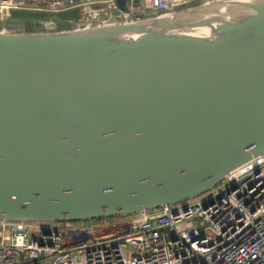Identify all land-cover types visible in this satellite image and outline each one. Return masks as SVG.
Here are the masks:
<instances>
[{
	"label": "water",
	"instance_id": "95a60500",
	"mask_svg": "<svg viewBox=\"0 0 264 264\" xmlns=\"http://www.w3.org/2000/svg\"><path fill=\"white\" fill-rule=\"evenodd\" d=\"M167 1L68 30L0 18V220L184 210L264 156V0ZM106 26L124 33L73 38Z\"/></svg>",
	"mask_w": 264,
	"mask_h": 264
},
{
	"label": "built area",
	"instance_id": "2783aa9c",
	"mask_svg": "<svg viewBox=\"0 0 264 264\" xmlns=\"http://www.w3.org/2000/svg\"><path fill=\"white\" fill-rule=\"evenodd\" d=\"M167 8V0H141L137 7L129 2L124 11L115 0H0L6 14L12 9L50 15L77 10L79 19ZM238 169L187 201L184 210L164 205L127 216L58 223L0 220V264H264V156Z\"/></svg>",
	"mask_w": 264,
	"mask_h": 264
},
{
	"label": "crops",
	"instance_id": "0c3cea01",
	"mask_svg": "<svg viewBox=\"0 0 264 264\" xmlns=\"http://www.w3.org/2000/svg\"><path fill=\"white\" fill-rule=\"evenodd\" d=\"M28 1H30V0H28ZM14 12L15 11H13L12 15H9V17L7 19V22H12V23L23 22L26 25L30 24L31 27H33V25L35 23H41V22H43L45 24L47 22H52V21L58 23L59 17L62 16L61 13L60 14H57V15L47 14V15H50V16H48L46 19H40L42 17H37V15L42 16L43 14H46V13H43V12H35V11H25V10H19L18 14L17 13H14ZM26 13L29 14V15L32 14V16L27 17V18L23 17V16L26 15ZM40 14H42V15H40ZM64 14L68 15V16H66L67 17V20H65V21L62 22L63 23L62 25L65 28H69L70 27V22L76 21L77 18H78V16H79L77 10H70L68 12H64ZM18 16L23 17V18H20ZM43 16H45V15H43ZM128 17H131V18H133V20H136V19L141 18L142 17V14H134V15H130ZM5 29L8 30V31H10L7 28H5Z\"/></svg>",
	"mask_w": 264,
	"mask_h": 264
},
{
	"label": "bare ground",
	"instance_id": "6f19581e",
	"mask_svg": "<svg viewBox=\"0 0 264 264\" xmlns=\"http://www.w3.org/2000/svg\"><path fill=\"white\" fill-rule=\"evenodd\" d=\"M124 33L123 29H118L116 27L112 26H106V27H101L100 29H97L96 32H85V33H80L73 38H75L79 43H84V44H91V43H99L101 42L105 37L107 36H121ZM70 36L66 35H57L55 37H50L48 39L52 40H57V41H62L65 42L69 40ZM240 169H237L235 171H239Z\"/></svg>",
	"mask_w": 264,
	"mask_h": 264
},
{
	"label": "rangeland",
	"instance_id": "374dc122",
	"mask_svg": "<svg viewBox=\"0 0 264 264\" xmlns=\"http://www.w3.org/2000/svg\"><path fill=\"white\" fill-rule=\"evenodd\" d=\"M197 1H198V0H197ZM179 6H185V4H183V5H179ZM13 11H15L14 13H17V14H18V12H19L18 9H12L11 12H9V14L11 13L10 15H12ZM9 14H8V17H9ZM4 15H6V12H5V13H2V11H0V18L4 17ZM30 16H32V14L29 15V14L26 13V15L23 16V17L27 18V17H30ZM48 16H50V15H45V16H39V15H37V17H42V18H40V19H46ZM8 17H7V19H8ZM18 17H20V16H18ZM23 17H20V18H23ZM78 18H79V16H78ZM78 18H77V19H78ZM57 19H58V18H57ZM65 20H67V17H66V16H60V17H59V19H58V22H59V28H60V29H64V30H68V29H70V28H65V27H62V26H61V25L63 24L62 22L65 21ZM49 29H51V28H49ZM49 29H48V30H49ZM27 31H32V29L27 28ZM50 31H51V30H50Z\"/></svg>",
	"mask_w": 264,
	"mask_h": 264
},
{
	"label": "trees",
	"instance_id": "16d2710c",
	"mask_svg": "<svg viewBox=\"0 0 264 264\" xmlns=\"http://www.w3.org/2000/svg\"><path fill=\"white\" fill-rule=\"evenodd\" d=\"M40 15H42V14H40ZM43 15H47V14H43ZM43 15H42V16H43ZM61 15H62V16H68V15H66V14H64V13H61Z\"/></svg>",
	"mask_w": 264,
	"mask_h": 264
}]
</instances>
